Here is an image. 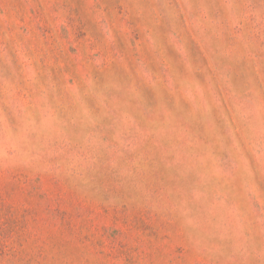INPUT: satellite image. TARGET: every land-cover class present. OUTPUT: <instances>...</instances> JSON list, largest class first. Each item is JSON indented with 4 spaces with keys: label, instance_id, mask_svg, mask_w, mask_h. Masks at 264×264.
Segmentation results:
<instances>
[{
    "label": "rangeland",
    "instance_id": "374dc122",
    "mask_svg": "<svg viewBox=\"0 0 264 264\" xmlns=\"http://www.w3.org/2000/svg\"><path fill=\"white\" fill-rule=\"evenodd\" d=\"M0 264H264V0H0Z\"/></svg>",
    "mask_w": 264,
    "mask_h": 264
}]
</instances>
